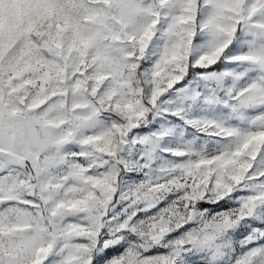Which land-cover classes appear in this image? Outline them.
I'll return each instance as SVG.
<instances>
[{
  "label": "snow or ice",
  "instance_id": "snow-or-ice-1",
  "mask_svg": "<svg viewBox=\"0 0 264 264\" xmlns=\"http://www.w3.org/2000/svg\"><path fill=\"white\" fill-rule=\"evenodd\" d=\"M20 7L0 264H264V0Z\"/></svg>",
  "mask_w": 264,
  "mask_h": 264
},
{
  "label": "rangeland",
  "instance_id": "rangeland-1",
  "mask_svg": "<svg viewBox=\"0 0 264 264\" xmlns=\"http://www.w3.org/2000/svg\"><path fill=\"white\" fill-rule=\"evenodd\" d=\"M23 0H0V16H5L11 20L17 19L22 10L20 5Z\"/></svg>",
  "mask_w": 264,
  "mask_h": 264
}]
</instances>
